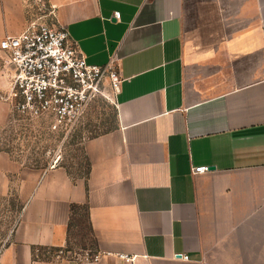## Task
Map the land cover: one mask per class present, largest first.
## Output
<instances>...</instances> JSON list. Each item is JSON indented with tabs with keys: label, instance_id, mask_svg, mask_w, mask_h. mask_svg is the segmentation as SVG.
Wrapping results in <instances>:
<instances>
[{
	"label": "crops",
	"instance_id": "obj_1",
	"mask_svg": "<svg viewBox=\"0 0 264 264\" xmlns=\"http://www.w3.org/2000/svg\"><path fill=\"white\" fill-rule=\"evenodd\" d=\"M44 1L87 64L114 61L116 127L83 143L86 177L0 152L21 204L0 264H77L32 248L66 247L81 209L97 264H264V0ZM26 23L0 0V40Z\"/></svg>",
	"mask_w": 264,
	"mask_h": 264
},
{
	"label": "built area",
	"instance_id": "obj_2",
	"mask_svg": "<svg viewBox=\"0 0 264 264\" xmlns=\"http://www.w3.org/2000/svg\"><path fill=\"white\" fill-rule=\"evenodd\" d=\"M35 2L47 5L44 0ZM47 8L51 21L54 8L48 5ZM113 17L118 19L119 13H114ZM0 53L4 64L12 71L9 86L6 93L0 95V101L8 103L11 112L23 121L45 119L49 131L59 132L77 123L95 99L106 98L116 107L114 97L122 78L114 61L103 66L87 64L64 27L29 19L21 33L0 40ZM105 85L109 95L103 90ZM208 170V167H195L191 172L201 174ZM34 254L37 257L39 251L35 249ZM69 254L71 251L46 252L49 259L69 257L77 264H97L102 256L96 250ZM119 258L126 262L131 260L123 255ZM181 258L188 259L186 255Z\"/></svg>",
	"mask_w": 264,
	"mask_h": 264
},
{
	"label": "rangeland",
	"instance_id": "obj_3",
	"mask_svg": "<svg viewBox=\"0 0 264 264\" xmlns=\"http://www.w3.org/2000/svg\"><path fill=\"white\" fill-rule=\"evenodd\" d=\"M36 0H23L27 20L36 19L50 23L47 5L36 4ZM6 67V83L10 82L9 65ZM108 94V87L103 88ZM6 112V121L0 124V152L7 153L11 158L24 165L45 170L50 165L62 166L72 177L81 176L87 167L83 152V143L99 134L116 127L115 107L110 100L98 98L90 102L83 116L72 127L65 131L51 132L48 121L36 119L23 121L10 110L8 103L0 101V111ZM21 212V204L12 195L0 197V252L6 246L11 232ZM85 210L79 211L74 219L69 234L68 249L78 253L92 248V238L85 220ZM69 254V255H71Z\"/></svg>",
	"mask_w": 264,
	"mask_h": 264
},
{
	"label": "trees",
	"instance_id": "obj_4",
	"mask_svg": "<svg viewBox=\"0 0 264 264\" xmlns=\"http://www.w3.org/2000/svg\"><path fill=\"white\" fill-rule=\"evenodd\" d=\"M109 131H111V130H109ZM109 131H107V132H109ZM86 162H87V160H86ZM88 170H89V164L87 162L86 171L80 177H86L88 174ZM35 249H37L39 251V254L37 255V257H35V254H34ZM59 250H62L63 252H69L70 251L67 246L64 247L63 249L62 248H53V247H34V248H32V255H33L34 259L49 260V257L46 255V252L49 251V253H54V252H57ZM87 250H95V249H93V246H92L91 249H87Z\"/></svg>",
	"mask_w": 264,
	"mask_h": 264
}]
</instances>
